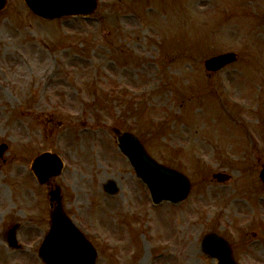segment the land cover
<instances>
[{
  "label": "rangeland",
  "instance_id": "1",
  "mask_svg": "<svg viewBox=\"0 0 264 264\" xmlns=\"http://www.w3.org/2000/svg\"><path fill=\"white\" fill-rule=\"evenodd\" d=\"M229 51L236 62L206 68ZM115 129L186 173L188 199L154 204ZM2 142L0 212H14L0 215V264H46L51 187L31 170L46 150L65 162L51 185L97 264H216L202 246L209 232L240 264H264V0H99L89 17L56 20L10 0L0 12ZM219 171L230 178L217 181ZM16 222L18 249L7 242Z\"/></svg>",
  "mask_w": 264,
  "mask_h": 264
},
{
  "label": "water",
  "instance_id": "2",
  "mask_svg": "<svg viewBox=\"0 0 264 264\" xmlns=\"http://www.w3.org/2000/svg\"><path fill=\"white\" fill-rule=\"evenodd\" d=\"M26 1L36 14L45 18L89 14L97 5L96 0ZM5 3L6 0H0V8ZM235 59L234 53H225L208 59L206 66L217 70ZM118 134L122 152L131 160L138 176L149 185L155 203H160L164 199L181 202L188 197L191 182L184 173L155 160L135 134L120 131ZM32 168L39 180L45 182L50 176L61 172L62 163L55 154L46 152L33 161ZM215 176L220 181L228 178L227 175L220 173ZM261 177L264 180V168ZM105 188L111 193L118 191L114 180L107 182ZM54 199H58L59 205L52 212V226L40 249L41 257L49 264H96L97 250L65 213L58 190L52 192V200ZM13 243L17 246L16 237ZM203 246L208 254L218 259V264H238L230 244L218 234H208Z\"/></svg>",
  "mask_w": 264,
  "mask_h": 264
},
{
  "label": "flooded vegetation",
  "instance_id": "3",
  "mask_svg": "<svg viewBox=\"0 0 264 264\" xmlns=\"http://www.w3.org/2000/svg\"><path fill=\"white\" fill-rule=\"evenodd\" d=\"M3 155H4V154H3ZM3 155H2V156H0V157H3ZM4 212H5V211H4ZM4 212H0V215H2V216H3V215H6V214L13 213L14 211H12V210H11V211L9 212V211H8V209H7V211H6L5 213H4ZM7 236H8V238H7V239L9 240V231H7Z\"/></svg>",
  "mask_w": 264,
  "mask_h": 264
}]
</instances>
